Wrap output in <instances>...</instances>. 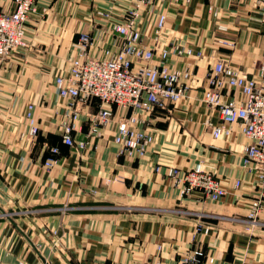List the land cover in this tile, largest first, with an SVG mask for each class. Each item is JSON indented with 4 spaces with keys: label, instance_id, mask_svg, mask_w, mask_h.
I'll return each mask as SVG.
<instances>
[{
    "label": "crops",
    "instance_id": "0c3cea01",
    "mask_svg": "<svg viewBox=\"0 0 264 264\" xmlns=\"http://www.w3.org/2000/svg\"><path fill=\"white\" fill-rule=\"evenodd\" d=\"M218 6V22L207 0H155L139 8L145 43L156 46L164 14L161 44L195 52L172 53L170 67L196 75L184 99L145 116L139 126L155 141L144 156L129 158L114 142L116 123L88 136L87 116L97 110L96 101L80 103L86 115L74 131L77 140L88 141L86 149L63 143L68 101L59 95L55 76L68 70L80 32L94 38V56L119 47L123 38L112 25L129 17L133 1L37 0L27 23L28 49L0 61V264H177L190 248L204 251L203 264H264V197L259 223L245 220L260 195L257 168L243 162L250 140L239 127L229 140L214 138L219 112L202 99L214 59L249 76L260 74L264 2L218 0ZM105 9L113 13L110 21L98 14ZM221 22L233 48L216 43ZM225 98L242 96L232 89ZM30 103L39 123L34 139L26 117ZM112 112L117 120L130 110L115 105ZM53 146L60 161L47 169ZM198 165L220 177L227 189L221 200L200 191L183 194V185L166 174L168 166L186 171Z\"/></svg>",
    "mask_w": 264,
    "mask_h": 264
},
{
    "label": "built area",
    "instance_id": "2783aa9c",
    "mask_svg": "<svg viewBox=\"0 0 264 264\" xmlns=\"http://www.w3.org/2000/svg\"><path fill=\"white\" fill-rule=\"evenodd\" d=\"M131 1L135 8L129 12V17L112 25L113 31L123 38L119 47H104L101 57L94 56L90 53L94 38L89 32H80L73 43L76 53L70 59L68 70L55 76L59 95L68 101L67 119L61 128L63 143L70 147L86 149L88 141L77 140L74 131L78 129L82 115L85 114L80 103L96 101L97 110L87 116L91 121L88 136L99 135L100 127L116 123L114 142L119 146L120 154L129 158L144 156L148 146L155 141V136L150 131L139 126L142 122L145 123V116H149L155 107L165 108L168 102H180L187 96L195 80L196 74L192 69L179 70L169 65L172 53L193 56L195 52L191 47L183 50L179 46L169 48L161 44L160 37L166 20L164 14L160 16L155 29L156 46L150 47L145 43V36L138 26L139 8L152 4L155 0ZM207 7L211 16L219 21L218 0H207ZM36 11L37 0H6L4 5H0V61L28 49L27 23L31 14ZM98 14L105 21H110L113 15L108 9L101 10ZM216 30L219 33L216 43L233 48L234 42L222 34L227 26L222 22L218 23ZM202 56V52L196 53V57ZM211 63L202 99L219 112L220 121L212 126L214 138L229 140L239 127L250 140L244 148L243 162L244 165L253 164L257 168L260 195L252 200L245 220L255 225L259 223L264 197V63L258 76L242 73L223 58L214 59ZM232 89L239 90L242 98H225L226 93ZM115 105L130 110L129 115L114 120L112 110ZM33 107V103H30L26 112L31 139L39 132ZM50 151L54 155L44 162L47 169L60 161L57 157L59 147L53 146ZM156 170H160V166ZM166 174L183 185V194L200 191L211 201H219L227 194L220 177L201 165L186 171L168 166ZM239 185L240 180L236 182V187ZM203 257L204 251L201 248H190L180 254L177 264H203ZM210 261L213 262L212 259ZM37 264L46 263L40 261Z\"/></svg>",
    "mask_w": 264,
    "mask_h": 264
}]
</instances>
